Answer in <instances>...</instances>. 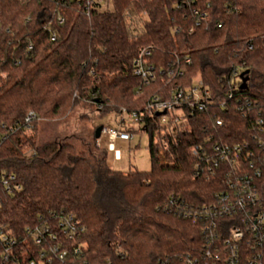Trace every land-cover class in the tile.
Wrapping results in <instances>:
<instances>
[{
  "label": "trees",
  "instance_id": "16d2710c",
  "mask_svg": "<svg viewBox=\"0 0 264 264\" xmlns=\"http://www.w3.org/2000/svg\"><path fill=\"white\" fill-rule=\"evenodd\" d=\"M85 6L0 0V173L15 175L22 187L9 194L0 183V221L23 233L43 214L75 215L86 228L77 264H185L204 247L203 232L166 207L171 200L201 207L221 189L195 173L191 149L206 135L229 144L254 137L255 122L238 102L264 112V0H113L111 9L90 16ZM151 46L157 68L185 73L167 90L200 77L213 102L170 138L174 167H160L153 132L151 169L128 174L109 166L95 131L82 151L65 140H40L41 121L62 120L80 105L99 117L143 109L166 85L160 78L137 94L142 81L133 62ZM245 71L250 79L240 90ZM31 111L36 119L28 129ZM217 117L225 119L221 128Z\"/></svg>",
  "mask_w": 264,
  "mask_h": 264
},
{
  "label": "built area",
  "instance_id": "2783aa9c",
  "mask_svg": "<svg viewBox=\"0 0 264 264\" xmlns=\"http://www.w3.org/2000/svg\"><path fill=\"white\" fill-rule=\"evenodd\" d=\"M112 7L113 0H86L84 13L90 16L93 11ZM58 20L64 22L61 16ZM154 50L153 46L142 49L133 62L134 75L142 81L137 94L160 78L166 85L151 96L143 109H122L117 126L103 127L101 138L109 139L114 148L117 140L133 141L136 128L142 134L153 132L154 144L160 147V167L172 168L177 162L170 149V138L182 131L195 114L207 112L213 102L200 77L187 86L176 84L167 90L168 84L183 79L185 73L175 65L157 68L151 62ZM186 63L190 65L191 61ZM228 99H234V94L230 93ZM238 104L242 116L255 122L252 141L229 144L220 135H206L191 149L196 176L219 182L221 189L210 203L201 207L185 206L174 200L166 207L202 229L204 247L199 254L189 255L185 264H264V112L254 114L249 100H239ZM224 106L221 103L220 107ZM35 119L34 112H29L24 126L30 129ZM224 124L223 117L216 118L215 127ZM0 183L9 194L22 189L15 175L0 173ZM85 232L82 221L65 212L43 214L23 233L0 221V264H77L85 257V245L81 242Z\"/></svg>",
  "mask_w": 264,
  "mask_h": 264
},
{
  "label": "rangeland",
  "instance_id": "374dc122",
  "mask_svg": "<svg viewBox=\"0 0 264 264\" xmlns=\"http://www.w3.org/2000/svg\"><path fill=\"white\" fill-rule=\"evenodd\" d=\"M119 120L120 116L115 112L99 117L91 108L80 105L62 120L41 121L38 136L40 140H65L78 151H82L83 144L91 141L94 131L99 126L115 128ZM137 129L134 130L133 141H116L114 148H111L109 139L99 140V148L107 152L108 164L114 171L128 174L134 170L148 172L151 169L150 134L139 133ZM117 152L120 153V157L116 155Z\"/></svg>",
  "mask_w": 264,
  "mask_h": 264
},
{
  "label": "water",
  "instance_id": "95a60500",
  "mask_svg": "<svg viewBox=\"0 0 264 264\" xmlns=\"http://www.w3.org/2000/svg\"><path fill=\"white\" fill-rule=\"evenodd\" d=\"M241 78V86H240V90H246L247 86H248V82H249V71H245L240 75ZM103 130V126H99L96 130H95V139L99 140L101 138V133Z\"/></svg>",
  "mask_w": 264,
  "mask_h": 264
},
{
  "label": "crops",
  "instance_id": "0c3cea01",
  "mask_svg": "<svg viewBox=\"0 0 264 264\" xmlns=\"http://www.w3.org/2000/svg\"><path fill=\"white\" fill-rule=\"evenodd\" d=\"M117 141H121V140H117ZM116 155H117L118 157H120V153H119V152H117Z\"/></svg>",
  "mask_w": 264,
  "mask_h": 264
}]
</instances>
